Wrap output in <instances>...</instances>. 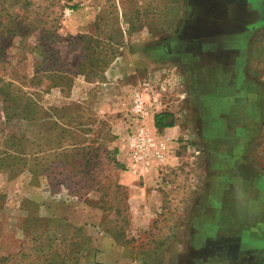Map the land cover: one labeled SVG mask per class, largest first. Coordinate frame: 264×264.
Wrapping results in <instances>:
<instances>
[{
    "label": "rangeland",
    "instance_id": "374dc122",
    "mask_svg": "<svg viewBox=\"0 0 264 264\" xmlns=\"http://www.w3.org/2000/svg\"><path fill=\"white\" fill-rule=\"evenodd\" d=\"M221 1L30 0L33 20L54 26L42 46L35 32L0 55V264H93L96 243L142 251L145 264H170L171 250L174 264H264V230L251 228L264 221V176L241 181L234 205L221 169L199 167L203 155L174 142L178 160L148 189L159 210L146 229L129 201L135 176L155 179L153 168L135 174L129 163L134 90L146 79L178 86L166 111L189 126L179 59L162 53L159 65L136 67L139 54L158 44L170 52L186 15L183 33H233L264 18V0ZM185 48L180 41L174 55Z\"/></svg>",
    "mask_w": 264,
    "mask_h": 264
},
{
    "label": "crops",
    "instance_id": "0c3cea01",
    "mask_svg": "<svg viewBox=\"0 0 264 264\" xmlns=\"http://www.w3.org/2000/svg\"><path fill=\"white\" fill-rule=\"evenodd\" d=\"M185 1H189L187 7H191L190 0ZM192 19L193 16L186 15L177 26L174 32L180 36L172 43L170 52L163 44H158L153 52H150L151 47H144L139 54L142 59L133 66L159 65L161 59H165L162 53L167 56L173 53V58L179 59L173 65L180 68L186 79L185 111L190 127L183 129L175 122L162 132L181 142H175L176 146L189 141L188 151L203 155L199 167L221 169L219 180L225 186L231 185L227 188L232 194L227 199L235 205V201L242 198L241 181L247 184L253 174L258 175L255 179L264 176V18L246 24L243 29L238 27L233 33L206 34L188 26L183 33V27ZM178 40L185 41V57L174 55L178 49L173 48L180 45ZM155 117L149 114L146 119L151 131L157 129ZM178 153L172 164L178 160ZM149 175L155 179L146 181L147 176H135L127 183L131 190L129 201L136 216L134 224L142 229L147 228L149 217L159 210L151 203L156 201L157 195L148 190L159 175L157 168ZM235 192L237 199L233 196ZM136 193L143 194L139 197L143 203ZM251 228L262 232L264 221L255 220ZM96 244L99 250L93 254V264H145L147 260L139 255L142 251H123L119 243ZM136 244L132 243V248L145 246ZM171 247L178 246L173 243ZM167 257L170 264H174L177 255L171 250Z\"/></svg>",
    "mask_w": 264,
    "mask_h": 264
},
{
    "label": "built area",
    "instance_id": "2783aa9c",
    "mask_svg": "<svg viewBox=\"0 0 264 264\" xmlns=\"http://www.w3.org/2000/svg\"><path fill=\"white\" fill-rule=\"evenodd\" d=\"M149 79L144 80L134 90L133 101L130 110V124L128 134L129 163L133 173H146L152 168L163 170L165 164L175 156L176 147L173 143L178 140L158 131L149 130L146 119L149 114L158 115L166 111L171 102L165 101L166 94L173 96L180 93L178 86L166 87L165 84H157ZM181 98H186L185 92H181ZM180 96V95H179Z\"/></svg>",
    "mask_w": 264,
    "mask_h": 264
},
{
    "label": "trees",
    "instance_id": "16d2710c",
    "mask_svg": "<svg viewBox=\"0 0 264 264\" xmlns=\"http://www.w3.org/2000/svg\"><path fill=\"white\" fill-rule=\"evenodd\" d=\"M30 6V0H0V55L13 44L14 38H20L25 43L35 32H38L39 45L42 46L47 31L54 25L47 29L45 26L48 22L43 18L33 20V12H29ZM175 122L172 112H162L155 117V126L159 130L170 127ZM4 160L2 158L0 163Z\"/></svg>",
    "mask_w": 264,
    "mask_h": 264
},
{
    "label": "flooded vegetation",
    "instance_id": "af4514ba",
    "mask_svg": "<svg viewBox=\"0 0 264 264\" xmlns=\"http://www.w3.org/2000/svg\"><path fill=\"white\" fill-rule=\"evenodd\" d=\"M190 1H192L191 2V5L193 6V5H195V3L198 5V6H203V7H206V8H208L210 5H209V3H210V0H190ZM225 0H223V1H221V4L224 6L225 5ZM235 28H238V26H236ZM233 249V248H232Z\"/></svg>",
    "mask_w": 264,
    "mask_h": 264
}]
</instances>
